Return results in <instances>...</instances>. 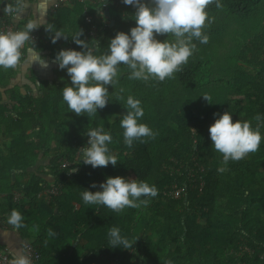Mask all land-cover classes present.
<instances>
[{
	"label": "trees",
	"instance_id": "obj_1",
	"mask_svg": "<svg viewBox=\"0 0 264 264\" xmlns=\"http://www.w3.org/2000/svg\"><path fill=\"white\" fill-rule=\"evenodd\" d=\"M18 1L0 0L3 13L8 7L13 13ZM109 2L100 23L96 0H73V8L52 11L49 25L68 35L66 44L77 50L71 38L82 29L80 38L100 55L116 31L135 24L130 5ZM205 11L208 42L194 39L187 63L163 81L130 79L121 63L108 86L109 103L98 113L70 111L62 98L70 83L64 70L53 81L32 77L33 86L20 87L11 83L17 65L0 68V224L17 228L8 217L13 209L21 213L17 229L39 252L37 264H264V119H255L264 118V0H213ZM86 14L98 26L107 23L95 38L87 36ZM37 31L36 47L54 55L59 45L45 29ZM157 38L175 40L172 34ZM129 95L141 101L140 122L154 133L131 147L120 126ZM224 111L233 120L250 121L262 136L256 151L227 165L208 134L213 113ZM99 126L112 136L108 147L117 157L115 167L79 162L84 132ZM61 160L70 167H61ZM72 168L78 171L68 174ZM117 175L147 181L157 195L118 212L82 200L83 188L95 191L92 182ZM52 185L59 191L45 199L42 192ZM112 227L132 244L129 249L111 248Z\"/></svg>",
	"mask_w": 264,
	"mask_h": 264
},
{
	"label": "clouds",
	"instance_id": "obj_2",
	"mask_svg": "<svg viewBox=\"0 0 264 264\" xmlns=\"http://www.w3.org/2000/svg\"><path fill=\"white\" fill-rule=\"evenodd\" d=\"M212 2L213 0H121V3L134 9L135 24L127 32L116 31L108 39L106 51L100 55L94 54L89 41L80 38L83 30L79 29L71 38L79 46V50L60 48L54 53L52 60L58 69L66 72L70 81L62 89V98L67 107L78 116L98 113V109H103L109 103L108 86L115 82L118 65L121 63L130 69V79L147 81L155 78L163 81L166 77H171L193 54L194 39L202 44L208 42V36L202 29L207 19L206 6ZM6 10L13 11L11 7ZM40 26L36 21H30L24 30L0 31V68L16 66L21 57L20 49L29 40L33 45L29 49L32 52V63H38L41 68L49 66L40 52L33 51L36 47L31 32ZM45 31L49 33L53 44L62 37L68 38L59 30H54L52 25H48ZM160 34H172L175 40L169 42L158 39ZM203 97L207 100L206 96ZM143 114L141 101L129 95L120 119L124 143L128 147L136 140L143 142V137L154 136L151 128L140 122ZM213 117V122L208 126V134L214 149L222 154L223 165H227L229 160H240L259 148L262 136L259 128L253 127L250 121L233 120L229 111L213 113ZM255 119L260 121L264 118L257 114ZM84 135L87 136V142L79 148V162L92 168L107 167L109 164L115 167L117 157L108 147L112 142L111 134L103 126H99L88 129ZM224 170L223 166L218 168L220 172ZM71 171L78 169L72 168ZM90 188L97 190L83 188L81 192L86 204L103 205L117 212L125 207L135 208L146 204L147 197L157 195L155 185L120 175L105 176L98 185L97 182H92ZM22 219L21 213L13 209L8 222L19 228ZM49 234L54 235L53 230L50 229ZM108 236L111 248L129 249L132 246L121 235L118 227L110 228ZM11 264H31V261L21 251L14 256Z\"/></svg>",
	"mask_w": 264,
	"mask_h": 264
},
{
	"label": "crops",
	"instance_id": "obj_3",
	"mask_svg": "<svg viewBox=\"0 0 264 264\" xmlns=\"http://www.w3.org/2000/svg\"><path fill=\"white\" fill-rule=\"evenodd\" d=\"M53 1L54 0H19L18 3H16V9L14 10L15 16L13 22L16 25L20 24V26H25L30 21H36L41 25L38 29H45L49 25V17L52 14L50 7ZM68 5L70 8L74 7L73 2L66 6ZM95 12L96 15L99 16V13L97 11ZM105 14L108 15V13ZM59 28H63L65 31L68 30L66 24H62ZM62 33L65 34L64 32ZM66 36L68 37V35ZM66 41L67 39L62 37L57 40L55 44L62 46L67 43ZM32 48L33 46L30 44L24 45V56L20 58V61L17 64L16 74L11 82L12 85L17 84L20 87H23L22 85L29 84L33 86L30 81V78L32 77L37 83L42 81H53L55 79L58 68L52 63L54 55H52L49 50H42L37 47L34 48L33 51L36 53L40 52V55L49 62L47 68H41L38 63H32V52L29 51V49ZM45 177L49 181H52L50 175H46ZM2 195L3 194H1V196ZM25 242H31V240L25 239L17 228L0 224V247L6 248L10 251L9 264H11L14 256L18 252L22 251L24 253L23 245ZM81 243H83L82 240Z\"/></svg>",
	"mask_w": 264,
	"mask_h": 264
},
{
	"label": "built area",
	"instance_id": "obj_4",
	"mask_svg": "<svg viewBox=\"0 0 264 264\" xmlns=\"http://www.w3.org/2000/svg\"><path fill=\"white\" fill-rule=\"evenodd\" d=\"M78 1L85 2L86 0H78ZM71 2H73V0H54L51 3L50 10L54 11L57 8L64 7ZM96 2L98 3V7H97V12L99 13L98 17H100L99 19H97V22L100 23L101 18L104 15V13L106 11H109L110 2H109V0H105V2H104V0H96ZM14 16H15V12L3 13L2 8L0 7V31H19V30H22V29H20L14 25V23H13ZM97 22H95L93 15H91V14L85 15V23L88 25V28L86 31L88 37L95 38L99 29L101 27H104L107 25L106 22H103L102 25L98 26ZM37 32H38L37 29H34L31 32V36L33 37V39L35 41V47H36V42L38 40V33ZM25 44L32 45V42H31V40H29ZM60 48H73V46L71 43H68V44L59 46V49ZM23 49H24V46L20 49V51H21V57L20 58H22L24 56ZM61 167H70V162L67 160H61ZM72 172L73 171H71V169H69L68 174H71ZM58 191H59L58 188L56 186L52 185L49 188L45 189L42 193H44V195H46L45 199H47V198H49L50 195H56L58 193ZM42 193H38L37 197L38 198L42 197ZM19 198H20V194L18 192H14L13 193V200L17 201ZM23 249H24V254H26L29 257L31 264H36L40 258V254L34 248L32 243L31 242H25L23 245ZM242 250L244 252H251L250 249L247 247H243ZM260 258L264 260V254L260 255ZM9 261H10V251H8L6 248L0 247V264H9ZM113 264H116V263H113Z\"/></svg>",
	"mask_w": 264,
	"mask_h": 264
},
{
	"label": "water",
	"instance_id": "obj_5",
	"mask_svg": "<svg viewBox=\"0 0 264 264\" xmlns=\"http://www.w3.org/2000/svg\"><path fill=\"white\" fill-rule=\"evenodd\" d=\"M108 13V11H106ZM113 24V20L110 21L109 25L111 26Z\"/></svg>",
	"mask_w": 264,
	"mask_h": 264
},
{
	"label": "rangeland",
	"instance_id": "obj_6",
	"mask_svg": "<svg viewBox=\"0 0 264 264\" xmlns=\"http://www.w3.org/2000/svg\"><path fill=\"white\" fill-rule=\"evenodd\" d=\"M113 262H115V261H113Z\"/></svg>",
	"mask_w": 264,
	"mask_h": 264
}]
</instances>
